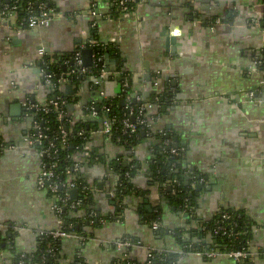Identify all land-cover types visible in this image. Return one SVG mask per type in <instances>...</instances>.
<instances>
[{
	"label": "crops",
	"instance_id": "0c3cea01",
	"mask_svg": "<svg viewBox=\"0 0 264 264\" xmlns=\"http://www.w3.org/2000/svg\"><path fill=\"white\" fill-rule=\"evenodd\" d=\"M48 1L55 15L47 28L19 32L17 18L0 22V144L13 146L0 151V238L5 239L0 264H31L23 259L36 252L38 235L57 228L51 197L36 185L37 151L25 143L31 123L23 104L47 102L39 51L49 58L84 50L94 27L97 42L117 50L122 68L134 75L135 88L145 98L155 94L152 82L161 88L170 82L175 97L156 126L184 147V166L206 177V183L194 217L185 218L163 203L150 178L152 140L146 138L127 154L95 130L89 147L100 159L82 169L94 184V207L109 219L86 227L83 242L63 240L61 257L117 264L121 255L114 243L129 238L133 246L127 253L137 264H144L150 252H164L174 257V264H238L223 255L205 258L185 252L176 236L180 232L185 242L213 243L201 226L227 210L251 224L245 264H264V86L260 73L248 72L264 43L261 0H147L123 13L114 11L110 0ZM106 59L114 70V56ZM60 80L61 86L71 84L64 76ZM88 83L74 90L80 98L70 103L73 108L67 106L75 117L81 118L84 105L101 93L116 95L115 79ZM251 91L258 92L259 102L250 99ZM149 112L155 115L157 108ZM118 156L123 167L136 169L131 192L121 204L114 198ZM156 208L161 223L154 230ZM116 213L119 218L111 219Z\"/></svg>",
	"mask_w": 264,
	"mask_h": 264
},
{
	"label": "trees",
	"instance_id": "16d2710c",
	"mask_svg": "<svg viewBox=\"0 0 264 264\" xmlns=\"http://www.w3.org/2000/svg\"><path fill=\"white\" fill-rule=\"evenodd\" d=\"M14 1H16L18 5L16 15L17 24H19L21 18L25 15L28 2L33 4V8H35L39 2H45L48 8L54 9L48 0H0V11H2L5 6L13 5ZM139 1L140 0H134L133 2H128L121 8H116L112 5V8L118 13L133 11L138 6ZM95 28L96 27L92 28L94 32L92 35L94 37L92 39L96 37ZM84 47L91 50L94 58L101 59L100 61L91 63V65L86 68V72L82 75H78L75 72L76 65L74 62V55L78 50L65 56L45 58L46 65H44V69L52 75L51 85L47 89V101L61 98L66 101V105L59 110H55L53 106L50 105L47 112H44L42 107L38 110L33 108L25 109V117L28 118L31 123L29 134L36 133V130L32 129L33 124L36 123L40 131L47 135L49 141L53 144L50 159L43 157L42 160L49 166L51 164L54 165L55 182L60 185L69 180L75 184L78 190L75 202L81 200V204L74 210H70L68 207H63L61 210V217L66 222V224L64 223L62 225V230L75 234L83 242L86 240V227L101 224L102 220L107 221L109 219L94 207L92 200L93 191H91L92 184L86 181L82 169L83 165L90 164L100 159L97 152H94L91 148L86 150L85 147L89 146L93 132L95 130L101 131L102 120H107L112 123L110 135L106 139L112 144L122 147L127 154L133 151V149L146 138L152 140L151 147L153 157L148 163L150 166V178L158 184L163 203H166L177 212L187 214L188 217H194V207L197 204V198L199 196L197 186L200 180H202L200 184L204 185L206 183V177L184 166V147L178 142L175 143V141H173L174 138L171 137L172 135L166 129L162 130L158 128V126L153 130H148L143 126H137L135 134H123L122 120L128 117L129 108L133 109V116H135L141 104L149 103L155 105L158 102L160 106L157 108L155 114L158 116L165 114V111L172 105V101L175 97V90L170 86V82L165 83V86L161 88V94H154L147 99L142 90L139 91L135 88L134 75L122 68L120 63L121 59L115 48L110 45L92 46L89 45V43L84 45ZM80 50H82V48H80ZM109 54L113 55L115 59L114 70H110L107 65L108 59H106V56ZM102 68L111 72L109 78L117 81L118 87L116 95L113 97L103 96L99 99L89 100L82 109L81 118L75 117L73 113L68 111L67 106L70 103H76L80 97L77 94L71 96L63 95L60 91V78L64 76L66 79H69L77 93L80 91L79 88L82 85H89L88 80L92 81L97 79ZM114 73H117V75L114 76ZM262 73L264 75V71ZM154 80H156V78H154L153 81ZM124 83L127 84L125 88L123 87ZM135 96L140 97L141 102L135 101ZM28 103L31 104L30 102ZM92 108L96 112V117L91 116ZM104 108H107L109 112H104ZM141 115V119L149 120L154 114L144 111ZM129 118L131 121L134 119L133 117ZM62 131L66 133L64 138L61 134ZM160 131H162V133H160ZM165 141H170L171 144L166 146L164 144ZM48 143L47 141L43 142V147L46 148ZM170 148L175 149L178 154H171ZM36 149L40 150L39 147H36ZM86 151L88 152L87 154ZM117 159L119 161L115 160L114 163L117 162L115 168L116 171L119 170L120 178L114 192V198L116 203L121 204L123 198L131 192L132 173H134L136 169H133L130 165L123 167L121 156H118ZM85 160H87V162L82 164L78 172L73 173L72 166L76 162ZM64 193L65 190L61 188L57 190L56 195L61 197ZM48 194L51 196L49 192ZM57 203L61 205L59 202ZM155 210L156 211L152 213L151 219L153 224L158 223L160 225L161 213L158 208ZM223 213L228 215L229 219L223 221L221 219V214ZM119 216L120 215L116 213L111 219H118ZM243 220L242 217H238L235 213L233 214L227 210H220L212 220L202 225L201 227L203 230L200 231L203 236L209 235L212 241H215V244H210L208 242L207 244H203L202 242H192L190 240L185 242L180 238V232L176 233V236L181 242L185 252L195 253L211 250L224 252L229 250H241L248 248L251 235V224ZM218 224L230 235L228 236V234H226L222 236L215 234V228ZM4 240V238H0V247L1 242ZM62 243V239L53 238L47 234H40L37 238L36 252L27 255L23 260L31 264H84L80 255H75L71 259L61 257ZM49 250H51L52 253H49ZM173 258L174 257H170L164 252H150L144 264H147V262H150V264H174ZM127 261L130 262V264H137L131 259L121 264H126Z\"/></svg>",
	"mask_w": 264,
	"mask_h": 264
},
{
	"label": "built area",
	"instance_id": "2783aa9c",
	"mask_svg": "<svg viewBox=\"0 0 264 264\" xmlns=\"http://www.w3.org/2000/svg\"><path fill=\"white\" fill-rule=\"evenodd\" d=\"M110 1L112 2L111 4L113 6H115L116 8H121L125 4H127L128 2H133L134 0H110ZM144 2H146V1L140 0L139 4H142ZM26 6H27V10L25 12V15L21 18V21L19 22V24H17L18 25L17 29L19 32L27 30V29L47 28L50 26L51 20L55 15L54 9L48 8V5H46L45 2H39L35 8H33V4L31 2H28ZM260 7L264 10V0H261ZM17 9H18V5H17L16 1H14L13 5H11V6H5L3 8V10L0 11V22H4L7 20H11L13 18H17V16H16L17 15ZM218 23H219V21L216 20L215 24H218ZM211 29H213V27H211ZM263 32H264V29H263ZM88 43H89V45H92V46H100L101 45L95 39L90 40ZM39 58H40V60H42L41 74H42L43 83L49 87L51 85L52 75L44 69V65H46V61H45L46 56L42 50L39 51ZM100 59L101 58H96V57L94 58V56L92 54V62L91 63H93L95 61H100ZM74 62L76 65V71L75 72L78 75H82L83 73L86 72L87 67H84L82 64L81 50H78L75 53ZM262 70L264 71V43H263V47L258 52H256L255 55L252 57L251 65L248 68L249 73H251V72L252 73H260L263 76L262 81H261V86H264V75L262 73L263 72ZM113 75L116 76L117 73H114ZM110 76H111V72L107 71L105 68H102L100 71L99 77L97 79L93 80L94 84L99 85L102 82V80L107 79ZM66 80L70 83L69 79H66ZM59 81L61 82L62 80H59ZM126 86H127V84L124 83L123 87L125 88ZM152 88L154 89L155 94L158 95V94L162 93V89L159 86V83L157 81L153 82ZM257 93H258L257 91H251L249 93L250 99H252V100L255 99L256 102H259L255 97V95ZM100 96L103 97V94L101 93ZM134 99L137 102H141V98L138 96H135ZM23 105H24L25 109L33 108L35 110H38L40 107H42L43 111L47 112L49 110L50 105H52L55 110H59L63 106L66 105V101L61 99V98H56L55 100L47 101L45 104L36 105V104H29L28 102H25ZM154 106L156 108H158L160 106V103L157 102V104H155V105H151L149 103L148 104H141L139 106L138 113L135 116H133V109L129 108L128 117H125L122 120L123 134H127V135L135 134L137 131V126H143V127L147 128L148 130L149 129L150 130L155 129L157 127L156 123H159V121H160V118H161L160 116L155 114V115L151 116L149 118V120L141 119V116H142L141 114H143L144 111L149 112L151 110V108H153ZM91 111H92L91 116L96 117V112L94 111L93 108L91 109ZM103 111L109 112V110L107 108H104ZM129 117H133L134 118L133 121H131V119ZM101 123H102L101 134H103L106 138H108L110 135L112 123L110 121H107V120H102ZM32 129L36 130V133H33V134L28 133V135L25 137V143L30 148H35V149H36V147L40 148V150L36 149L38 160L40 163V172H39V176L37 178L36 185H37V188L39 190H44V191L49 192L51 194V196H50L51 200H52L51 210L56 217V223H57V228L55 230H52L49 232H43V233H41V235L47 234V235L52 236L53 238H59L62 240L69 239V238L80 239L75 234L62 230V225L65 223V221L61 217V210L63 207H68L70 210H74L77 208V206H79L81 204V200H78L77 202H75L76 200H72L71 196H70L69 191L72 189L77 190V188H76L75 184L69 180L63 184H60V185H58L55 182V180H54L55 174H54V170H53L54 165L51 164L49 166L47 163L43 162V160H42L43 157H47L50 159L51 148L53 147V144L51 141H49L48 136L40 131V128L36 123L33 124ZM160 133H162V131H160ZM61 134H62L63 138L66 136L65 131H62ZM46 141L49 143H48V146L46 148H44L43 142H46ZM164 144L166 146H169L171 144V142L165 141ZM12 148H13V146L8 147L4 144H0V151L12 149ZM85 148H86V150L90 149L89 146H87ZM87 153L88 152L86 151V154ZM170 153L174 154V155L178 154L177 151L173 148H170ZM86 162H87V160L81 161V162L80 161L76 162L72 166V172L73 173L78 172V170H79V168H81L82 164L86 163ZM200 182H202V180H200ZM200 182L198 185H201ZM201 186H203V185H201ZM61 188H63L65 190V193L63 194V196L58 197L56 195V192L58 189H61ZM83 189H85V188H83ZM91 191H94V185H92ZM57 202H59L61 205H58ZM221 219L223 221L227 220V219H229V216L226 215L225 213H223V214H221ZM103 222L104 221L102 220L101 223H103ZM258 225L259 224L256 223V226H258ZM159 226L160 225L158 223L152 224V228L154 230L158 229ZM215 234L222 235V236H224L226 234H228V236L230 235L229 233H227V231H224L222 226L219 224L215 228ZM132 246H133L132 241L127 239V238H124V239L119 240V241L114 243V247H115L116 252L121 255V257L116 260L117 264H121L122 262H126V260L130 259L127 252H129V250L131 249ZM48 252L52 253L51 250H49ZM195 254L204 256L205 258H211V257H214L216 255H223V256H226L227 258L233 260L234 262H236L238 264H244L250 258L248 248H244L241 250H229V251H224V252L223 251L222 252L217 251V250H211V251H204V252H195ZM148 256H149V254H148ZM126 264H130V262L127 261ZM147 264H150V262H147Z\"/></svg>",
	"mask_w": 264,
	"mask_h": 264
},
{
	"label": "water",
	"instance_id": "95a60500",
	"mask_svg": "<svg viewBox=\"0 0 264 264\" xmlns=\"http://www.w3.org/2000/svg\"><path fill=\"white\" fill-rule=\"evenodd\" d=\"M81 55H82V64L84 67H88L91 65V62H92V52L90 49H84L81 51ZM173 85H175V83L173 82ZM96 87V86H95ZM61 90L62 92L66 95V96H71V95H74L75 91H74V88L71 84H64L63 86H61ZM70 109L73 108V105H68ZM92 184V183H91ZM94 185V184H92ZM100 187V183L96 184ZM202 186L201 185H198L197 186V190L200 192L202 191ZM205 189H209L208 187H205ZM70 192V196H71V199L72 200H76L77 198V193L78 191L76 189H72L69 191ZM185 218H187V214L184 215ZM66 224V222H65ZM213 244H215V241H213ZM245 264V263H244Z\"/></svg>",
	"mask_w": 264,
	"mask_h": 264
},
{
	"label": "flooded vegetation",
	"instance_id": "af4514ba",
	"mask_svg": "<svg viewBox=\"0 0 264 264\" xmlns=\"http://www.w3.org/2000/svg\"><path fill=\"white\" fill-rule=\"evenodd\" d=\"M203 187V186H202Z\"/></svg>",
	"mask_w": 264,
	"mask_h": 264
}]
</instances>
